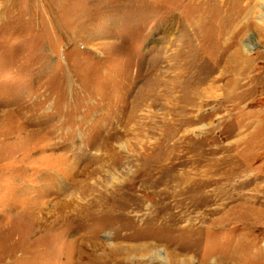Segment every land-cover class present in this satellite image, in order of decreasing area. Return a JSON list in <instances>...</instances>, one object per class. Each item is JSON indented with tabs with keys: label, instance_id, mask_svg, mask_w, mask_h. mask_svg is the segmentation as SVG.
<instances>
[{
	"label": "rangeland",
	"instance_id": "obj_1",
	"mask_svg": "<svg viewBox=\"0 0 264 264\" xmlns=\"http://www.w3.org/2000/svg\"><path fill=\"white\" fill-rule=\"evenodd\" d=\"M0 264H264L263 0H0Z\"/></svg>",
	"mask_w": 264,
	"mask_h": 264
},
{
	"label": "built area",
	"instance_id": "obj_2",
	"mask_svg": "<svg viewBox=\"0 0 264 264\" xmlns=\"http://www.w3.org/2000/svg\"><path fill=\"white\" fill-rule=\"evenodd\" d=\"M263 6H264V0H263Z\"/></svg>",
	"mask_w": 264,
	"mask_h": 264
}]
</instances>
